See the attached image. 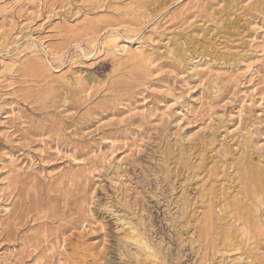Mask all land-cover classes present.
<instances>
[{"label": "rangeland", "instance_id": "1", "mask_svg": "<svg viewBox=\"0 0 264 264\" xmlns=\"http://www.w3.org/2000/svg\"><path fill=\"white\" fill-rule=\"evenodd\" d=\"M248 161L264 0H0V264H264ZM234 196L261 232L217 212Z\"/></svg>", "mask_w": 264, "mask_h": 264}, {"label": "bare ground", "instance_id": "2", "mask_svg": "<svg viewBox=\"0 0 264 264\" xmlns=\"http://www.w3.org/2000/svg\"><path fill=\"white\" fill-rule=\"evenodd\" d=\"M107 42L116 43V40L113 39V37H111V38L109 37L107 39ZM107 42H105V44ZM109 43H107V44H109ZM112 51L113 52L118 51V46H116V44L113 45ZM124 52L126 54H130L129 58L131 60L142 61L140 55L137 56V54H135V51L130 53L127 50H124ZM240 166H241L240 167V172H241L240 174L242 175V184H243L242 191H243V193H247L251 200H254L253 196H255L257 199H259V198L262 199V197H264V168L260 167L258 164H254L251 161L242 163V165H240ZM219 205H220V208L217 211L218 213L219 212L224 213L225 209L232 208L234 210V213L237 215V217L239 219H241L243 224L246 226V229L251 234H257L260 231L259 226L257 225V223L254 220L255 219V213H254V209H253L254 206L252 203L249 205L246 204V198L239 197V196H234L232 198L227 197L222 202H220ZM212 214H213V211L208 210V212L204 216L205 217L204 219H206L207 222L211 221ZM124 224H129V227L127 228V232L123 234V236L121 237L120 240L124 241L130 245H134L137 250H139L140 252L143 253L144 259H146V260L149 258L156 257L157 254L155 253V251L152 249V247H150V245L147 243L146 239L137 231V229L134 228L130 223L126 222ZM219 233L222 234V238L224 240V243H223L224 247H228L231 244V241L229 238H232V237L235 238L233 231L228 226H222L220 228ZM121 257H122V255H121ZM246 264H256V263L253 262L252 260H250V262H248Z\"/></svg>", "mask_w": 264, "mask_h": 264}]
</instances>
